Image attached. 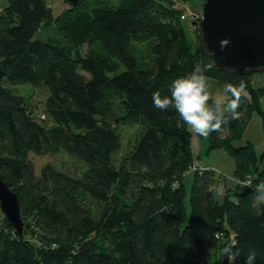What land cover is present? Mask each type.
Masks as SVG:
<instances>
[{
    "label": "trees",
    "instance_id": "16d2710c",
    "mask_svg": "<svg viewBox=\"0 0 264 264\" xmlns=\"http://www.w3.org/2000/svg\"><path fill=\"white\" fill-rule=\"evenodd\" d=\"M176 1L187 7L118 0L72 12L79 1L53 15L45 0H0V177L26 219L19 235L0 210V264H229L222 253L230 247L240 252L233 264H244L250 249L264 264V213L251 207L264 182V149L257 154L249 140L234 145L252 109L264 127L263 87L217 69L196 34L190 49ZM52 22L61 45L34 36ZM83 45L84 53L68 52ZM196 64L211 65L208 78L246 85L240 117L208 139L234 162L236 185L219 198L213 168L190 169L197 160L188 125L174 109L153 107L152 93L170 96L172 81ZM22 85L46 88L45 119L27 107ZM120 124L140 132L118 167ZM60 150L83 168L52 167L48 159ZM247 179L251 187L240 194Z\"/></svg>",
    "mask_w": 264,
    "mask_h": 264
},
{
    "label": "rangeland",
    "instance_id": "374dc122",
    "mask_svg": "<svg viewBox=\"0 0 264 264\" xmlns=\"http://www.w3.org/2000/svg\"><path fill=\"white\" fill-rule=\"evenodd\" d=\"M2 2V0H1ZM46 4L50 7V10L53 15L59 14L61 11L66 10L68 8L67 4L62 0H45ZM80 5L77 8L73 9L72 12H76L77 10H89L92 6H105V5H116L118 0H80ZM202 0H185V4L187 7L191 9L201 8ZM78 5V4H77ZM201 11V10H200ZM185 27V36L188 40L190 49L194 48V40L192 38L197 35L196 27L192 28V32L189 31V27L187 26V22L184 21ZM35 37L47 41L54 45H61L63 42V38L60 32L57 30V27L52 23H42L38 31H36ZM198 43V40H197ZM69 46V45H68ZM199 46V44H198ZM79 48V49H78ZM78 48H74L72 46L69 47L68 52L71 55H77L78 53H84L85 46H80ZM123 65L120 64L119 70H122ZM115 74L113 73H109ZM249 75V79L252 83V86L263 87V93L259 97L258 108L259 110H264V71H256L252 72ZM226 78V77H225ZM209 83V93L211 96V101H215L217 99H222L230 94L225 93V85L226 81H222V79H214L208 78ZM17 90L20 94L23 95L24 101L29 107L30 111L33 115H36L41 112L42 103L44 98L47 95V90L43 85H22L18 86ZM189 128V126H188ZM139 127L131 124H120L118 126V133L120 136L121 146L119 150H117L113 154L114 163L119 166L125 165V155L126 152L129 151V148L134 143L135 137L139 133ZM190 139L191 144L195 147L197 153H195V159L202 163L203 165H210L215 175H219L221 178V182L226 185L228 188H234L236 185L235 175H234V162L230 155L223 148H208V138L198 137L194 135L190 129ZM249 140L252 142L254 150L257 154H259L264 149V127L262 124L260 113L257 109H252L248 119L246 120L241 137L234 141V145H243L246 141ZM52 167L65 171L71 174L78 173L82 168V164L67 154L66 152L60 150L50 155L48 159ZM249 177V176H248ZM217 178V177H216ZM250 180V179H249ZM247 179L246 183H249ZM192 181V171H186L183 176V183L185 186L186 193L189 192V188ZM216 191V190H215ZM216 198H219V195L215 192ZM187 203V199H186ZM189 208H187L188 211ZM23 223H26V219L22 216ZM23 224V227H24Z\"/></svg>",
    "mask_w": 264,
    "mask_h": 264
},
{
    "label": "water",
    "instance_id": "95a60500",
    "mask_svg": "<svg viewBox=\"0 0 264 264\" xmlns=\"http://www.w3.org/2000/svg\"><path fill=\"white\" fill-rule=\"evenodd\" d=\"M62 1L73 6L80 0ZM200 10L195 24L199 46L217 69L239 75L264 71V0H202ZM225 39L228 43L221 48ZM249 189L242 188L240 194ZM0 210L20 235L24 223L17 193L1 177Z\"/></svg>",
    "mask_w": 264,
    "mask_h": 264
},
{
    "label": "clouds",
    "instance_id": "9594fccd",
    "mask_svg": "<svg viewBox=\"0 0 264 264\" xmlns=\"http://www.w3.org/2000/svg\"><path fill=\"white\" fill-rule=\"evenodd\" d=\"M227 43L226 39L221 41V48ZM210 68V64H196L190 73L174 79L170 85V96H162L160 91L152 93L155 109L162 112L174 109L194 135L205 139L212 132L222 131L230 120L240 117L241 99L246 91L243 81L239 84L226 83L224 91L230 95L211 101L208 77L205 74ZM245 187H251V181ZM251 207L257 213H264V182L257 184ZM222 256L227 258L229 264H233L240 252L230 247L224 250ZM256 257V250L250 249L244 258V264H255Z\"/></svg>",
    "mask_w": 264,
    "mask_h": 264
},
{
    "label": "built area",
    "instance_id": "2783aa9c",
    "mask_svg": "<svg viewBox=\"0 0 264 264\" xmlns=\"http://www.w3.org/2000/svg\"><path fill=\"white\" fill-rule=\"evenodd\" d=\"M175 6L177 8L183 7L181 13L179 14V19L180 20H187V22L190 25L189 29H191V27H195L196 22L201 17V11L200 10H198V11L192 10V9L186 7L184 5V3H181L179 1H176ZM38 117H39V119H45V115L43 112L38 113ZM201 167H202V165L198 161L194 160L190 169H201ZM215 235L218 236V233H216Z\"/></svg>",
    "mask_w": 264,
    "mask_h": 264
},
{
    "label": "crops",
    "instance_id": "0c3cea01",
    "mask_svg": "<svg viewBox=\"0 0 264 264\" xmlns=\"http://www.w3.org/2000/svg\"><path fill=\"white\" fill-rule=\"evenodd\" d=\"M191 148H192V151H193V153L195 154V153H197L196 152V150H195V147H193V145L191 144ZM206 165V164H205ZM207 166H210V165H207ZM217 177V176H216ZM217 181H216V183H215V188H214V191L220 196V195H222V193H223V191H224V189H225V184H223L220 180H221V178L220 177H218L217 179H216Z\"/></svg>",
    "mask_w": 264,
    "mask_h": 264
}]
</instances>
